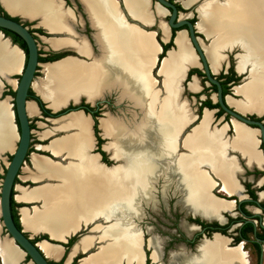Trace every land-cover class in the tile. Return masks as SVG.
I'll return each instance as SVG.
<instances>
[{
  "label": "bare ground",
  "instance_id": "obj_1",
  "mask_svg": "<svg viewBox=\"0 0 264 264\" xmlns=\"http://www.w3.org/2000/svg\"><path fill=\"white\" fill-rule=\"evenodd\" d=\"M0 1L10 14L23 13L33 16L38 13L41 23L51 31H54L56 26H62V22L66 20L67 14L61 10L57 0H35L33 5L21 8L16 5L19 0ZM146 1L125 0L126 5L124 1L123 3L130 15L146 19ZM248 1L243 0V11L239 18L234 19L223 14L225 4L221 1L204 0L198 4V21L195 23V29L209 39L208 44L200 42V45L213 73L217 71L213 67L219 55L218 50H221V53L229 47L240 50L238 55H235V70L238 74L246 72L247 76L233 91L245 98L252 97L255 92L251 81L264 77V0H252L253 8L247 4ZM182 4L188 6L186 3ZM87 8L90 18L98 25L97 32L102 39V57L94 63L74 57L47 62L42 66L44 78L33 81L32 88L56 111L67 98L76 99L84 95L88 102L101 99L111 89L109 82L112 80H109V76H112L113 80L119 82L120 96L127 94L134 104L139 105L140 115L134 123L110 114H107L108 117L106 115L107 118L99 119L100 131L110 141L108 145L111 156L119 159L116 165L111 166L113 168L109 174L104 167L97 166L86 153V119L80 112L68 114L59 129L73 127L75 131L49 141L43 148L54 155L65 152L73 161L69 160L66 162H69L68 164L61 165L48 158L60 166L52 164L47 167L45 156L32 155L36 170L41 175L54 178V183L58 180V183H44L31 192L16 186L20 193L16 196L17 199H38L42 204L40 209L32 208V215H29L25 208L20 209V219L23 226L31 230H35L38 225L36 222L40 221L41 229L47 230L52 238L63 240L64 233H70L82 223L89 224L92 220L102 218L107 221V218L112 217L113 222L110 225H93L92 231L99 229L98 239L102 245L79 264H119L125 250L128 251L129 258L140 264L138 232L133 226L127 225L121 216L123 208L136 213V203L140 199H149L152 180L156 175L163 177L165 181L175 177L174 186L181 193L184 203L198 211L210 213L230 208L229 204L210 194L213 182L206 171L199 168L198 163L201 156H204L212 172L221 179V191L231 193L236 187L232 175L234 164L231 159L225 158L224 147L229 144L250 154L253 153L255 139L251 130L236 121H231V127L234 129L233 139H223L218 135L219 132L208 128L210 114L204 109L201 122L191 127L193 129L184 140L190 154H176L175 135L193 118L188 103L180 100L179 82L186 67L193 64L184 32L179 31L173 38L175 48L167 51L158 67V72L164 75V91L162 90L163 94L160 96L146 70V67L154 63L158 44L141 29H124L119 24L112 23L114 11L116 13L115 3L113 8L109 0H87ZM251 10H254V14L249 13ZM218 16L220 24L212 21ZM116 18H119L117 13ZM122 23L127 27L131 25L123 21ZM220 25L227 28L223 29ZM234 27L238 38L219 47L218 44L231 35L228 34V29ZM48 43L52 47L60 45V42L53 39L48 40ZM70 43L78 50L85 48L83 41ZM21 59V50L15 45H9L0 35V75L18 72ZM193 86L194 79L188 84L189 89ZM225 100L230 107L241 113L264 112L263 97H260L252 108L227 94ZM9 107L7 97L0 100V155L4 152L11 153L14 149V125ZM26 108L27 113L31 115L35 109L33 102L28 101ZM224 128L225 126H222L221 130ZM47 134L48 131L44 136ZM37 147L40 149L39 145ZM103 147L105 149V144ZM92 241V236H84L78 244L82 249H86ZM78 244L73 247L71 253L76 251ZM201 244L202 254L190 259L179 255L174 258L176 264H192L196 261V264H216L217 257L222 259L224 264H228L240 258L238 248L228 247L225 237L215 235L211 241ZM38 246L45 254L56 255L60 249L59 245L46 241L39 242ZM21 256L22 253L9 238L0 239L2 264H17Z\"/></svg>",
  "mask_w": 264,
  "mask_h": 264
},
{
  "label": "flooded vegetation",
  "instance_id": "obj_2",
  "mask_svg": "<svg viewBox=\"0 0 264 264\" xmlns=\"http://www.w3.org/2000/svg\"><path fill=\"white\" fill-rule=\"evenodd\" d=\"M34 1L35 0H19L16 5L21 8L23 6L33 5ZM167 1L172 3L177 11H180V9H188L186 6L182 4L183 0H167ZM202 1L204 0H190L188 7L197 3L200 4ZM219 1L224 2V0H219ZM56 2H59V6L61 10H63L64 12L66 11L63 9V6L72 8V5H74L75 9L77 10L80 9V4L78 3V0H57ZM151 2L152 3L150 7L153 8L152 6L153 0ZM230 3L231 4L234 3L233 0L231 2L226 3L225 7H229ZM198 7L199 5H196L195 9L190 12L191 15H188L186 13L188 15L186 19L189 20L192 24L195 21H196L195 23H197L198 21ZM1 8L2 10L4 9L3 12L7 11L3 6ZM165 10L167 11V13L163 12V10L157 7V11L159 13V18H160V20L158 21V16L154 15V11L152 9V13L155 16L154 18L155 22L153 25H151V28L155 31V38L156 40L158 38L159 44L160 43L167 44L170 41V39L174 38L176 34L179 32L177 31L174 33L173 28H170L168 29V31L165 32L164 28H162V26H164L162 21H165L167 19V15L170 12V8H166ZM145 12L147 17V5ZM193 12H195L196 20H193L195 16ZM0 13L3 14L2 11H0ZM12 14H13L12 18L20 22L22 25H24L35 38L38 49V57H37L38 61H40L39 57H50L57 54L72 53L70 51L51 50L50 47L52 46H50L48 40L44 41L43 40L44 38H42V37L49 38L50 35L47 34L45 31H43L41 28L33 26V24H35L37 20H40L41 23V17L39 16L38 13L34 14L33 16L24 15L23 13H12ZM131 16L135 19H139L140 21L146 20V19H140L133 15ZM163 16H165L164 20L161 19ZM20 18H24L25 20L21 21ZM87 23L88 22L85 19L84 32L85 34L89 35L90 29ZM41 24L43 25V23ZM59 27L60 26H56V29H54V31L59 29ZM183 27L186 28L185 25H183ZM38 29L41 32H39ZM74 33L75 32H72L71 34L69 33V35L72 36L70 42L72 41L77 42L79 40H83L82 38H79L77 40V37L75 36ZM145 33L148 34L150 38H152V40L155 42L152 36L153 35L152 32L145 31ZM158 33L162 36L163 39H166L168 35V39L165 43L160 41V36H158ZM194 34L195 36H197L199 40H201L199 35H202L205 38V35L199 30L195 31ZM3 35L8 37L11 43L16 44L20 48L17 42H13L12 36L5 34ZM56 37L53 36L52 38H56ZM53 40H57L58 42L61 43V40L59 39H53ZM172 43H173V39H172ZM43 46H45L46 48H43ZM161 52H162V48H161ZM191 75H195L196 77V84L199 85V89L197 91H191L188 87V84L193 80V79L190 80ZM212 76L219 83L222 95L224 94L226 95L228 91L231 94L230 89L233 86L232 84L234 82L233 78L236 75L231 74V72L228 70V66H225V61L220 63L219 67L217 68V71L213 73ZM153 77H154V87L156 90H158V94L162 96L163 93L161 92L163 90L164 75L161 74L160 71L158 72V69L156 71V68H154ZM13 78L17 79L18 75H13ZM8 83H11L12 85L14 84V82L11 80H9ZM5 84L6 83H4L3 86H5ZM179 86L181 89L180 100L186 101L189 107L191 105L190 102L194 101L195 106L194 108L190 107L193 115L192 120L189 122L187 126L185 123V125L181 128V130L178 131L175 135L176 137L174 140V150L176 154H180V153L190 154V149L187 145L184 144V140L188 135V133H190V131L193 129V128L191 129V126L201 122L200 121L201 118L199 121L198 119L200 117V114L202 117L201 110L204 107L213 109V112L209 111L210 117L207 123L208 128L212 131L219 132L218 135L227 141L233 139L234 129L231 127V121L233 120L231 119V116L228 113L223 112L219 108L216 102H213L212 94L216 91V87L214 84L210 83L205 78L201 70V67L192 66L186 69L182 79L179 82ZM207 86H210L209 91L211 92L203 96L201 94H198L197 95L198 100H196L193 96L188 94V93L198 92L200 89H203ZM28 91L31 90L29 89ZM185 94H187V96H185ZM4 95L5 97L8 98L6 94H3V89H2L0 96H4ZM82 97H84V99H87L84 95ZM103 97L101 99H103ZM78 104L87 105L89 107L91 113L90 116L93 119V124L94 122H96V128H97V122L99 121L100 118L97 121V118L99 116H96V114L100 113L103 104H97L91 106L88 103H85L84 100L82 99L79 100ZM209 104L213 106H208ZM41 113L44 114L42 111ZM245 113H250L245 115V117H247L248 119H252L260 122L264 132V112L263 113L254 112L255 113L254 114L253 112L249 111ZM107 114L108 113H106L105 116ZM44 115H47L46 117L50 116L49 114H44ZM222 126H225L223 130H221ZM248 129L251 130L250 128ZM251 131L255 139L254 147L252 150L253 153L246 154L245 150H242L240 147H232L229 144H227L224 147L225 158L231 159L234 164L232 175L236 187L233 192L226 194L224 191H221L222 190L221 179L212 172L209 163L204 156H201L202 157L200 159L201 161L198 163L207 172L208 177L213 182V186L210 190V194L217 200L231 198L232 199L231 203L224 201L230 205V208L222 209V210L220 209L217 210L216 212H210V213H204L202 211H198L188 206L186 203H184V201L181 198V193L175 189L174 186L176 181L175 177H172L171 179L167 180L168 185L165 187L164 190H162L160 188L159 182L160 181L163 182L165 181V179L157 175L152 180V191L149 194L148 197L149 199H140L136 203L137 206L136 213L128 211L127 208H123V213L121 214V216L124 218V220H126L127 225H131V227L133 226V229H135L138 232L140 264H176L174 258L178 257L179 255H183L186 259L197 257L203 253L201 243H203L204 241H211L215 235L225 237L227 239L228 247L238 248L240 258L234 259L228 264H264V143L261 141V131L259 126H256V128L252 129ZM98 132L99 131H97L96 133L94 132L96 138V144L94 150L100 154L99 159L101 162L105 161L104 162L105 164L111 165L113 160L112 158H110L109 155V153L112 154L110 151V147L108 145L110 141L108 139L107 143L105 144V149H107L108 153L103 152L101 150L102 144L99 141L102 140L103 142L104 140L99 137ZM37 146L36 148H38ZM87 151L88 150H86L88 157L91 158L97 166L104 167L103 165L98 164L96 160V155H89ZM48 156L50 155L48 154ZM44 159H48V158L46 157ZM112 168L113 167L109 169L108 168L105 169L110 174ZM16 208H17L16 206L13 207L14 210H16ZM112 222H113V218L109 217L107 218L106 225H110ZM98 224L99 223L95 224L94 226ZM153 253L155 255H153ZM216 261H217L216 264H224L222 259H220L219 257H217ZM196 263L197 261L192 264H196ZM119 264H136V262L132 258L128 257V251L125 250L124 255Z\"/></svg>",
  "mask_w": 264,
  "mask_h": 264
},
{
  "label": "crops",
  "instance_id": "obj_3",
  "mask_svg": "<svg viewBox=\"0 0 264 264\" xmlns=\"http://www.w3.org/2000/svg\"><path fill=\"white\" fill-rule=\"evenodd\" d=\"M96 1V0H95ZM111 1L113 8H114V3H115V10L116 13L118 14L119 18L124 22V23H128L131 25H124L122 23V21L118 18H116V13L114 11V15L112 16V23L114 24H119V26L123 27L124 29H133V30H143L146 32H152L153 33V39L155 40V42L158 44L159 46V50L155 56V60L154 63L150 64L149 67H146L147 73L150 75V77L152 78V80L154 81V77H153V70L155 68V64L157 63V55L161 52V46L158 43V41L155 38V31L151 28V25L154 24L155 20V16L153 15L152 11H150L149 14H147L146 20L145 21H140L139 19H135L133 18L126 10L124 3L125 0H113L114 3ZM124 1V3H123ZM149 2V0H147V3ZM78 3L80 4V9L77 10L75 9V6L72 5V8L69 7H64L63 9L66 11V20L64 22H62V26L59 27V29H57L56 31H51L50 29H48L46 26L42 25L40 23V20H37V22H35V24H33V26L35 27H39L41 28L43 31H45L47 34H49V38L46 37H42L44 38L43 40H52V39H59L61 40L60 45H58V47H50L51 50H55V51H70L72 53H70V56H74V58H81L80 60H84V62H90V63H94L97 60H99L102 57V39L101 37L98 35V25L95 23V21L90 18V11L87 8V0H78ZM126 5V3H125ZM151 6V5H150ZM127 7V6H126ZM72 9V10H71ZM128 9V8H127ZM89 11V12H88ZM131 13V12H130ZM132 14V13H131ZM84 15V17H83ZM133 15V14H132ZM135 16V15H133ZM137 17V16H135ZM88 22V27H89V35L85 34L84 32V21ZM70 20V21H69ZM160 20L159 16H158V21ZM72 23V24H71ZM136 26V27H135ZM139 28V29H138ZM72 32H75V36L77 37V40L79 38H82L83 40H79V41H83V43L85 44V48L84 50H77V48L71 45L70 41L72 39V36L69 35V33L71 34ZM53 36H57L56 38H52ZM76 39V38H75ZM168 39V35L166 39H163L162 36L160 35V41L165 43ZM43 48H46L45 46H43ZM84 51V52H83ZM82 52V53H81ZM68 56V57H70ZM66 58V57H65ZM60 60V59H59ZM23 62H24V56L22 54V59H21V67L20 70L18 72H15L14 75H18L22 69L23 66ZM41 72V71H40ZM152 75V76H151ZM38 80V78H36ZM40 79V78H39ZM11 81L14 82V84L12 85L11 83H6L8 84L11 89H14L15 87V83H16V78L10 79ZM109 80H112L109 82L111 89L117 88V90L121 89L119 82L113 80L112 76H109ZM154 84V83H153ZM3 87V85H2ZM1 87V88H2ZM0 88V89H1ZM110 89V90H111ZM155 89V87H154ZM2 90V89H1ZM158 92V90H156ZM126 94V93H125ZM159 95V94H158ZM120 96V94H119ZM126 98H129L128 95L126 94V96H124ZM142 98H144L143 96H141ZM84 98V97H83ZM130 99V98H129ZM140 99V98H139ZM41 100V99H40ZM80 100V97H79ZM131 100V99H130ZM28 101H32L34 104V112L29 115L28 114V118L30 117H36L38 120L35 122L36 126L38 128H40V132L38 134H40L41 132L44 131H48V134L45 135L44 137H40L38 136V141L36 144H33V150L28 151L27 156L25 158V160L22 162L17 175L15 177L14 180V184L12 187V200L15 203H18L19 206H17L16 208V212H17V217H18V222L19 225L21 226L22 230L27 233L29 236L34 237L40 234L46 235L47 238L49 240L52 241H56L55 243L52 244H57L60 246L59 251L56 253V255L54 254H45V252L38 246V243L41 241H46L48 243H51L48 240L45 239H40L36 241L37 246L40 248L42 254L51 262L53 263H57L60 262V264H71L73 261V264H78L82 259L86 258L89 256V254L92 253V251L97 248L98 246L102 245V242L98 239L99 236V229L92 231L91 228L93 227V225L99 223V224H105L107 221H105L104 219H96V220H92L91 222H89V224H81L77 227V229L70 231V233H64L62 235L63 240L61 239H55L52 238L51 235L49 234V232L47 230L41 229L42 228V223H40V221L36 222L37 227L35 230H31L28 229L26 227L23 226L21 219H20V209L25 208L27 210V213L29 215L33 214V210L32 208H37L40 209L41 207V201H39L38 199H17L16 196L19 195V191L16 189V186H20L22 188H24L26 191L37 187L39 185H42L44 183L47 184H56L55 179L52 177H47L46 175H41L35 168L34 166V160L32 155L36 154V155H42L45 156L47 158H49L51 161L53 162H59L61 165H65L67 161L70 160L73 161V159H70V157H68L65 152H60L57 153V155H54L51 151L44 149L43 147L46 146L49 141L58 138V137H62L64 135H67L69 133H72L75 131V129L73 127H63L62 129H59L60 126L63 125V123H65L64 121H66V116H60L57 118H53V117H46L43 116L41 113V110L38 108L37 104L35 103L34 100L32 99H28ZM44 103V106L46 109H48L50 112L53 111V109L51 107H49L47 105L46 102H44V100H41ZM87 100L85 99V103ZM143 101V100H142ZM89 104V103H88ZM74 112H80V115L86 119V126H87V150L89 155H96V160L98 162V164L103 165L105 168H110L111 165H107L104 162L100 161V154L98 152H96L94 150L95 148V144H96V138L93 132V119L91 118L89 113H85L82 110H76ZM73 113V112H72ZM70 114V113H69ZM110 114V113H109ZM113 115V114H111ZM115 116V115H113ZM121 120H125L126 116L122 115V113H120L119 115L115 116ZM12 121H13V116H12ZM62 121V122H61ZM14 122V121H13ZM14 125V123H13ZM97 129H98V135L100 138H102L104 140V142L101 145V150L105 153H108L103 145L107 143L108 137H105L102 135L100 128H99V124L97 122ZM14 131L16 134V127L14 125ZM39 145L40 149L36 148L35 146ZM30 147V146H29ZM38 151H43V152H47L50 156L39 153ZM110 155V153H109ZM110 158L115 159L114 164H116L119 159L117 158H113L112 156H110ZM26 168V169H25ZM38 173V174H37ZM46 185V184H45ZM32 213V214H31ZM97 234V235H96ZM76 235L75 239L68 245V246H63L64 243L67 242V240L71 237ZM84 236H92L93 237V241L91 242V244L89 245V247H86V249H82V247L80 246V244H78L80 242V239ZM97 237V238H96ZM95 245H94V244ZM78 244V248L76 249L75 252L71 253V250L73 249V247L75 245ZM80 247V248H79ZM92 247V249H91ZM94 247V248H93ZM72 255V256H71Z\"/></svg>",
  "mask_w": 264,
  "mask_h": 264
},
{
  "label": "water",
  "instance_id": "obj_4",
  "mask_svg": "<svg viewBox=\"0 0 264 264\" xmlns=\"http://www.w3.org/2000/svg\"><path fill=\"white\" fill-rule=\"evenodd\" d=\"M151 1L152 0H149V2L147 3V14H149L150 11H152L153 9L154 15L159 16L157 7L163 10V12L165 13H167L165 9L170 8V12L167 15V19L165 21H162L165 32L168 31V29L170 28L174 29V33L177 31H181V30L184 31V35L191 49L192 58H193V64L186 67V69L192 66L201 67V70L205 78L210 83L214 84L216 87V91L212 94L213 102H216L219 108L223 112L228 113L231 116V119L233 121H236L242 124L243 126L250 128L251 130L255 129L256 126H259L260 131H261V141L264 143V132H263V127L260 124V122L256 120L248 119L247 117H245L246 114H250V113H241L240 111H237L235 108L230 107L227 101L225 100V94L224 95L221 94L220 85L217 82V80L213 78L212 76L213 71L210 69L209 64L207 63L205 54L203 50L201 49V45H200L201 41L194 34V32L197 31L195 29L196 21L192 24L189 20L186 19V17L188 16L187 14L177 11L175 6L167 0H153V4H152L153 8L150 7L152 3ZM198 3L195 4V7L196 5H198ZM0 6L2 7L1 4ZM5 13L8 16H5L0 13V35L1 37H3V39H5L9 45H15L18 49H20L16 44L11 43L9 38L4 36L3 33L6 35H17L25 45L26 54H24L23 50L20 49L24 56V62H23L22 69L20 73L18 74V78L16 79L15 87L13 89L12 102L10 103L11 113H12L13 121H14L13 123L16 127L17 139L14 142V149L10 153V158L7 161L6 166L4 167V172H3L1 182H0V220H1L2 226L4 227V232L7 235V238H9L11 242L13 243V245H15L18 248V250L22 253L21 258L17 261V264H25L27 262H29L30 264H51L49 263V260L42 254L40 248L36 244V241L34 242L32 241L33 237L29 236L28 234L25 235L24 234L25 232L22 230L21 226H20V229L16 227L13 221V218L11 216V211H10V198L12 195V187L14 184V180H15V177L17 175V172L22 162L25 160L27 156V151L29 149V143H30L31 129L29 126V119H28V113H27V108H26V104L29 99L28 90L30 89L32 92H34V95L38 96L39 99L43 100V98L38 93H36L34 89L32 88V82L37 81L34 75L36 71V66L39 65L40 63L37 60L38 49H37V43L35 41V38L31 34V32L27 30V28L24 25H22L20 22L12 18L13 14L8 13L7 11H5ZM183 25H185L186 28H184ZM172 49L173 47L166 49L164 51V55L167 53L168 50H172ZM222 54L226 55L224 52ZM164 55L161 56L159 59L157 55V63L155 64L156 71L158 67L160 66V62L162 58L164 57ZM68 56L70 55L65 54L54 60L44 61L41 63L57 61L59 59H63ZM70 57H74V56H70ZM77 59L80 60L81 58H77ZM233 69L236 72L234 67ZM13 75L14 73H10L5 76L0 75V88L2 87L4 82L5 83L8 82L7 81L8 79L9 80L13 79ZM246 76H247V73H245L242 76L241 80L244 79ZM191 79H194L196 82L195 75H191L190 80ZM237 85L239 84H233L232 87L237 86ZM197 86L199 87V85ZM0 94H1V89H0ZM0 97L1 99H3L5 95L0 96ZM102 100L103 99H97L93 102H88V103L89 105L94 106V105L99 104ZM44 102L47 103V101H44ZM78 102H79V97L76 99L67 98V100L63 103L61 107H59L56 111L53 110L52 112H50L51 114L49 117L57 118L60 116L68 115L69 113H72L76 110H82L81 108H70L71 106H77ZM204 109L213 112L212 108H207V107L202 108L201 112ZM99 118L100 117L97 118V121ZM200 118H201V114H200L198 121L200 120ZM113 161H115V159H113ZM116 164L113 163L111 164V166H114ZM199 168L204 170L201 167V165H199ZM221 200L226 201L228 203H231L232 201L231 198H225ZM23 256L26 258L27 261H24Z\"/></svg>",
  "mask_w": 264,
  "mask_h": 264
},
{
  "label": "rangeland",
  "instance_id": "obj_5",
  "mask_svg": "<svg viewBox=\"0 0 264 264\" xmlns=\"http://www.w3.org/2000/svg\"><path fill=\"white\" fill-rule=\"evenodd\" d=\"M247 1V0H246ZM197 2V1H196ZM199 2V1H198ZM229 1L227 0H224V2L221 1L222 4H226L228 3ZM234 3H230V6L229 7H225V10L223 11L224 13L223 14H226L225 16L231 18L233 17L234 19H237L239 18V16L241 15L242 11H243V0H233ZM182 3H186L187 5H189L190 3V0H183ZM247 4H249L250 8H253V4H252V0H249L247 2ZM188 9H180V12L181 13H184V14H188V15H191V11L194 10V7H195V4L188 7L186 6ZM0 11L3 12L2 8L0 7ZM250 14H254V10L251 12H249ZM193 14L195 15V12H193ZM164 17L163 16L161 19L164 20ZM21 21H24L25 19L24 18H20ZM193 20H196L195 16L193 18ZM212 21L216 24H220V16L212 19ZM221 26V25H220ZM223 29L224 28H227L226 26H221ZM236 29L235 27L234 28H231V29H228V34H231L229 36H226L218 45L219 47L220 46H223L227 43H230V42H233L235 41L237 38H238V35L236 33ZM37 34V33H36ZM40 34V33H39ZM158 36H160V34L158 33ZM200 38H201V42L204 43V44H208L209 43V39H205L202 35H199ZM157 41H158V38H157ZM188 45V43H187ZM170 47H173L175 48V45L172 43V41L170 42L169 46L166 48H170ZM189 47V45H188ZM231 47H235V46H231ZM230 48V47H229ZM229 48H226V49H229ZM189 50H190V54H192L191 52V49L189 47ZM217 52H219V55L217 56L216 58V64L215 66L213 67V69L217 70V68L219 67L220 63L225 61V66H228V70L231 72V74L233 75H236L233 80L234 82L232 84H241V82L243 81V79L241 80L242 76L246 73H241V74H238L236 72L233 71V67L235 65V57L234 55L238 52H240V50L236 49V48H230L229 51L228 50H224L223 52L226 54V55H223L221 53V50H218ZM42 53V51H41ZM162 56L164 55V53L161 54ZM238 55V54H237ZM236 55V56H237ZM159 59V58H158ZM40 62V65L36 67V71L34 73L35 75V78H44L45 74L43 72V63H41L42 61H39ZM86 62V61H85ZM191 65V64H190ZM188 65V66H190ZM41 71V72H40ZM15 73V72H14ZM161 73V72H160ZM43 76V77H42ZM195 82V80H194ZM5 83V82H4ZM238 86V85H237ZM251 86L254 87L255 89V92L253 94L252 97L250 98H245V97H241V96H238L234 93L233 91V88L235 87H231L230 91H231V94L229 93V91L226 93L227 96H231L233 97L234 99H238V100H241L243 103H245L247 105V107L249 108H252L253 105L255 104V102L260 98V97H263L264 98V77H260L259 80H254V81H251ZM1 89H3V93H5L7 96H8V102H9V105L10 103L12 102V94L10 93L11 91L13 92V89H11V87L7 84H5V86H3ZM199 89V87L197 86L196 82H195V86H193V88H191L190 90L191 91H197ZM210 89V86H207L203 89H200L198 92H195V93H188L189 95L193 96L196 100L197 99V95L198 94H201L202 96L203 95H207L209 94L211 91H209ZM109 91V90H108ZM164 91V89H163ZM32 92V91H31ZM33 93V92H32ZM120 94V91L117 90V88H114V89H111L108 94L104 95L103 97V100L99 103V104H103L101 110H100V113H97L96 116H99L100 118H107L109 115H107V117L105 116L106 113H110V114H113L115 116L119 115L120 113H122V115H125L126 119L129 120L130 123H134L136 122V118L140 115V109H139V105L137 104H134L133 101H131L129 98H126V97H122V96H119ZM185 96H187V94H185ZM80 99L84 100V98L81 96ZM44 104V103H43ZM190 107L191 108H194L195 106V103L194 101H191L190 102ZM45 107V106H44ZM11 109V105L9 107ZM253 112V111H251ZM254 113V112H253ZM43 116H47V115H44L42 114ZM112 115V116H113ZM113 116V117H115ZM130 117V118H129ZM133 118V119H132ZM29 119V126H30V129H31V134H30V147H29V151L33 150V144H36L37 141H38V136L40 137H43L44 134L47 132V131H44V132H41L40 134H38L40 132V128H38L35 124V122L38 120L36 117H30L28 118ZM233 122V121H232ZM233 128V127H232ZM13 137H14V142L16 141L17 139V136L15 134V131H13ZM109 139V138H108ZM101 142V144L104 142L99 141ZM37 146V145H36ZM35 146V147H36ZM108 152V151H107ZM10 158V153L9 152H4L0 155V182H1V178H2V175H3V172H4V167L6 166L7 164V161L9 160ZM45 161L47 162L46 165L47 167H50V165L54 164V165H58L60 166V164L58 163H52L50 160L48 159H45ZM105 162V161H104ZM114 162H112L113 164ZM58 182V180H57ZM160 188L162 190L165 189L167 181H160ZM164 187V188H163ZM35 188V187H34ZM34 188L30 189V192L34 190ZM17 189V188H16ZM175 189H176V186H175ZM174 189V190H175ZM18 190V189H17ZM21 218V216H20ZM103 219V218H102ZM105 220V219H104ZM106 225V223L104 224ZM4 238H7V235L5 234L4 232V227L2 226V223H1V220H0V239H4ZM95 250V249H94ZM92 251V252H95V251ZM97 250V249H96ZM23 259L24 261H27L26 258L23 256ZM60 262H57V264H59ZM80 263V262H79ZM78 263V264H79ZM0 264H2L1 262V259H0Z\"/></svg>",
  "mask_w": 264,
  "mask_h": 264
},
{
  "label": "trees",
  "instance_id": "obj_6",
  "mask_svg": "<svg viewBox=\"0 0 264 264\" xmlns=\"http://www.w3.org/2000/svg\"><path fill=\"white\" fill-rule=\"evenodd\" d=\"M2 13H3V15L8 16L5 12H2ZM38 31L41 32L39 29H38ZM3 34H4V33H3ZM5 35H6V34H5ZM10 36H12V40H13V42H17V43L19 44L20 48L23 49L24 54H26L25 45H24V43L22 42V40H21L17 35H10ZM171 41H172V39H170V41H169L167 44H162V43H160L161 48H162V52H161L160 54H158V58H160V57L162 56L161 54L164 53L165 49L169 46V44H170ZM65 54H68V53L57 54V55H53V56H50V57H39V60H40V61H50V60H54V59H56V58H59V57L65 55ZM28 92H29V98H30V99H33V100L36 102V104H37V106L39 107V109H40L44 114H49V115H50L51 113L49 112L48 109H46V108L44 107L43 102H42L37 96H35L34 93H32L31 91H28ZM10 93H11L12 96H13V92L11 91ZM3 94H5V93H3ZM208 106H213V105L209 104ZM70 108H81L85 113H89V114L91 115V113H90V109H89V107H88L87 105L77 104V106H71ZM93 129H94V132H95V133L98 131L97 128H96V122H94V124H93ZM28 151H29V149H28ZM28 151H27V152H28ZM39 153H42V154L48 155V153L41 152V151H39ZM15 206L17 207V206H19V204H18V203H15V202L12 200V195H11V198H10V211H11V216H12V218H13V221H14L16 227H17L18 229H20V225H19V222H18V217H17V214H16V210L13 209V207H15ZM24 234L27 235V233H24ZM75 237H76V235L71 236V237L67 240V242L63 244V246H65V247L68 246V245H69V244L75 239ZM40 239H45V240H48V241H50V242H52V243H55V242H56V241L49 240V239L47 238V236H46V235H43V234H40V235L34 236V237L32 238V241L34 242V241H37V240H40ZM49 263H51V264H57V263H53V262H51V261H49ZM73 263H74V261H73L71 264H73ZM59 264H60V263H59Z\"/></svg>",
  "mask_w": 264,
  "mask_h": 264
}]
</instances>
